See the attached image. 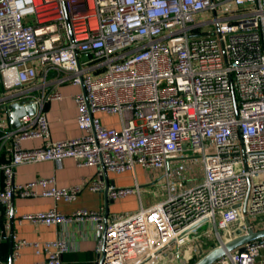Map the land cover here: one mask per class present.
Returning <instances> with one entry per match:
<instances>
[{
  "label": "built area",
  "instance_id": "built-area-1",
  "mask_svg": "<svg viewBox=\"0 0 264 264\" xmlns=\"http://www.w3.org/2000/svg\"><path fill=\"white\" fill-rule=\"evenodd\" d=\"M203 14L208 19L197 20ZM64 85L81 87L73 95L81 135L54 141L46 108L63 99ZM13 103L34 106L15 129ZM124 111L132 112L127 122ZM98 113L121 115V129ZM34 139L42 144L24 147ZM188 154L201 160L203 178L174 192L170 163ZM66 158L96 166V176L67 188L55 178L14 181L18 166ZM137 165L166 179L168 193L153 205L115 218L104 208L70 215L52 208L19 222L92 223L100 264H158L167 251L180 256L203 230L220 244L264 230L257 220L264 215V0H0V237L16 196L73 202L88 188L107 189L113 200L135 193L142 202L138 184L105 183L108 172ZM26 247L48 264H61L73 248L62 239L16 238L12 260ZM244 247L214 264H257L264 237Z\"/></svg>",
  "mask_w": 264,
  "mask_h": 264
},
{
  "label": "crops",
  "instance_id": "crops-1",
  "mask_svg": "<svg viewBox=\"0 0 264 264\" xmlns=\"http://www.w3.org/2000/svg\"><path fill=\"white\" fill-rule=\"evenodd\" d=\"M63 99L60 101H51L47 104V116L50 123L51 136L54 141H63L73 139L81 135V131L77 123L78 108L73 95L81 91L80 86L64 85L61 87ZM97 116L101 122L111 128L121 129L122 117L119 114L108 115L105 113H98ZM132 117V112L124 111L123 118L127 122ZM112 119V121H110ZM24 147L34 148L42 144L40 139L24 141ZM178 160V159H177ZM173 160L170 163L174 164ZM98 168L96 166H78L74 159L66 158L60 164L48 160L40 161L32 164H24L16 167L14 181L18 184H26L40 178H55L56 186L59 188H67L75 185L87 184L97 174ZM150 172L141 166L137 165L134 171H126L123 173L108 172L105 179L106 185L115 186L117 188L133 187L138 184L141 187L142 202L138 194L132 193L123 198L112 199L109 197L108 190L103 192H92L85 188L79 197L73 202L56 201L51 197H30L21 198L16 196L14 198V223L11 224L10 216L8 219H3L4 225L10 224L9 228L2 225L0 237V257L10 264V232L13 231L15 238L26 240L28 242H47L55 240H65L73 248L62 256L61 264H100L96 254L97 232L95 227L90 222H71L64 225H43L31 221L19 222L21 216L25 214H37L46 212L52 208H57L65 215H70L76 210L88 209L99 210L104 208L105 214L109 218H115L120 215L129 214L139 210L141 207H148L157 202H145L144 196L150 195L156 201L163 199L168 189L166 185H160L156 189L152 184H146L148 180L147 174ZM152 175L160 176V171L150 172ZM171 174V173H170ZM203 178V165L200 171L199 179L193 184L195 185ZM149 181H152L149 179ZM159 181V179L157 180ZM190 185L188 187H191ZM185 187V188H188ZM185 188H178L182 190ZM173 189V187H172ZM41 192L42 187H37ZM159 190V194H157ZM105 191L107 194L105 195ZM225 240L229 234L223 232ZM220 242L216 238L213 231L203 230L201 236L195 239L192 243L181 248L180 256L166 252V257L158 264H195L211 250L219 246ZM264 261V260H263ZM263 261L257 264H262ZM12 264H48L47 258L44 254H37L32 247H26L21 250L20 256L17 260H13Z\"/></svg>",
  "mask_w": 264,
  "mask_h": 264
},
{
  "label": "water",
  "instance_id": "water-1",
  "mask_svg": "<svg viewBox=\"0 0 264 264\" xmlns=\"http://www.w3.org/2000/svg\"><path fill=\"white\" fill-rule=\"evenodd\" d=\"M34 111V106H27L23 107L17 103L10 104L8 106V112L10 117V123L12 128H17L19 126V119L22 115L25 113H32ZM107 194V191H105V195ZM14 198L12 199V209H11V215H10V222L11 224L14 223ZM237 215L240 217V211L237 209ZM240 228H244L243 222L240 220L239 222ZM13 231L10 232V264H12V255L14 250V239H13ZM264 237V230L258 231V232H252L250 231L246 235H238L237 237L233 238L232 240H229L227 242H224L211 250L208 254H206L203 258H201L198 262L195 264H214L218 259L225 256L227 253L235 250L238 248L240 251H244L245 247L244 245L250 242H253L255 240L261 239Z\"/></svg>",
  "mask_w": 264,
  "mask_h": 264
},
{
  "label": "rangeland",
  "instance_id": "rangeland-1",
  "mask_svg": "<svg viewBox=\"0 0 264 264\" xmlns=\"http://www.w3.org/2000/svg\"><path fill=\"white\" fill-rule=\"evenodd\" d=\"M206 19H208V15L203 14L197 20H206ZM110 121H112V119H110ZM201 169H202L201 160L198 157H196V155H191V154L184 155V156H181L178 160L174 161V164L171 166V174H170V178L173 183L172 190L175 192V191H178L177 189L180 187L185 188L190 185H193L199 179ZM150 172L149 173L147 172L148 180L146 184H152L154 182H157L155 184L156 186H153L155 189L156 187L158 189L159 188L158 186L160 185L162 186H164V184L166 185L165 178H160V176H158L157 174L154 176L150 174ZM149 179L152 181H149ZM158 179L159 181H157ZM158 194H159V190L157 194H155L154 196H157ZM144 201L145 202H156L155 198L151 197L150 195H145ZM257 220L263 221L264 215H259L257 217ZM152 236L155 239L157 238L155 229H152ZM263 260H264V249L261 250V256L258 257L257 261L261 262Z\"/></svg>",
  "mask_w": 264,
  "mask_h": 264
}]
</instances>
